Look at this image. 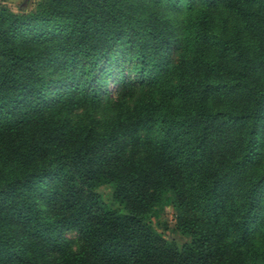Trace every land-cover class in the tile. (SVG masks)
Returning <instances> with one entry per match:
<instances>
[{"label":"trees","instance_id":"16d2710c","mask_svg":"<svg viewBox=\"0 0 264 264\" xmlns=\"http://www.w3.org/2000/svg\"><path fill=\"white\" fill-rule=\"evenodd\" d=\"M0 264H264V0L0 3Z\"/></svg>","mask_w":264,"mask_h":264},{"label":"rangeland","instance_id":"374dc122","mask_svg":"<svg viewBox=\"0 0 264 264\" xmlns=\"http://www.w3.org/2000/svg\"><path fill=\"white\" fill-rule=\"evenodd\" d=\"M35 0H0V3L6 5L14 12H27L33 8ZM114 87V85H113ZM112 87V88H113ZM101 198L109 201L110 187L106 184L97 187ZM151 226L160 233L168 242L180 246L182 243L188 241V237L180 234L173 228V210L170 206L164 205L156 214L155 217L150 218ZM67 238L74 239V233H66Z\"/></svg>","mask_w":264,"mask_h":264}]
</instances>
